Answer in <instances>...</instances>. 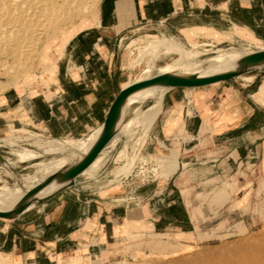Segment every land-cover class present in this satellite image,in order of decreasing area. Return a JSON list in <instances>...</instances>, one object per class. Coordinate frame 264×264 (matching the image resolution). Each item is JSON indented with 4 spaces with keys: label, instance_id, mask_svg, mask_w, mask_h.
Instances as JSON below:
<instances>
[{
    "label": "crops",
    "instance_id": "crops-1",
    "mask_svg": "<svg viewBox=\"0 0 264 264\" xmlns=\"http://www.w3.org/2000/svg\"><path fill=\"white\" fill-rule=\"evenodd\" d=\"M244 34L264 42V0H101L59 52L43 46L41 61L51 72L2 96L0 136L22 129L78 141L99 128L116 96L129 87L123 71L130 62L121 52L139 38H172L191 48L246 39ZM249 77V84L235 85L233 78L164 92L154 120L134 122L137 136L129 140L122 132L101 155L104 163H117L121 151L130 153L140 142L136 155L149 164L176 153V176H147L139 190L133 172L119 174L123 163L91 174L85 169L43 203L0 217V264L66 263L85 245L89 252L106 248L119 237L121 224L135 223L140 213L153 230L181 229L184 216L170 192L185 165L189 172L208 171L210 178L264 152L263 81ZM149 98L146 108L155 102ZM96 165L94 160L88 167ZM159 187L167 192L162 198L156 197Z\"/></svg>",
    "mask_w": 264,
    "mask_h": 264
},
{
    "label": "rangeland",
    "instance_id": "rangeland-1",
    "mask_svg": "<svg viewBox=\"0 0 264 264\" xmlns=\"http://www.w3.org/2000/svg\"><path fill=\"white\" fill-rule=\"evenodd\" d=\"M98 4L99 0L95 3L92 0H86V8L88 10L85 11L86 13L84 12L85 14L83 13L81 15L80 12H75L73 10L74 12H69L71 16L67 12L66 14L60 15L62 16L61 19L59 16L60 20L55 19V24L54 21L51 22L50 24L52 27L54 25L53 28L50 24L45 25V32L43 31V28L40 29V33L35 39L34 43L37 47L32 44L34 47L31 46V49L29 48L30 50L24 48L23 44L21 45V33H11L12 35L9 36L10 33L8 32L10 29V23H8L5 18V23L3 24L4 17L0 16V102H2V96L11 88L21 90L23 85L35 82L36 80L41 79L44 73L51 72V67L41 61V54L43 46L45 45L44 43L50 39L53 41V44H50L52 50H54L53 52H59L62 44H64L77 30L81 29L83 25L86 24L88 18L95 15L96 11H98ZM67 16H70V18ZM6 22L8 24H6ZM150 38L151 37L139 38L135 42L129 43L130 45L128 48H123L121 54H123L130 62L129 65L127 64L124 66L125 69L123 71L127 75L128 81H135L142 77L148 63H153L156 68H162L166 64L172 63L177 58V54L175 53H161L158 54V58L150 53L151 55H147L142 61H139V64L135 63L132 66L131 62L134 59L137 60L135 57L137 52L136 48L143 45ZM36 40L37 43L39 42L38 45L36 44ZM9 41L11 42L9 43ZM12 41L15 42L12 43ZM18 42L20 43L19 45ZM201 44L203 45H196L187 48L199 52L200 55L198 54L196 61L200 64V69L211 65L213 60L219 56V53L215 52L217 49L227 50L231 47H241L247 51H256L258 46H264V42L262 41H250L248 39H238L222 45H215L216 43L213 42H205ZM17 48L21 49L22 54L18 53L19 51H17ZM1 50L3 52H1ZM34 50L37 52L34 53ZM23 51H25V53ZM27 52H29V57L28 55H25ZM30 52H33L34 54H31ZM3 53L5 54L3 55ZM17 55H21V59H18ZM30 56L33 58L30 59ZM15 58L16 60L18 59L21 64H19ZM12 59L15 60V63ZM16 62L21 67L23 66V68H21ZM11 63L14 66H12ZM17 65L19 67H17ZM27 66L31 67L27 68ZM7 70H11V72H8ZM252 75H257L258 78H260V76L262 77L263 84L261 85V88L264 89V66L252 70L243 76L236 77L234 79V84H249L251 79L247 77ZM260 96H263L264 98V91ZM152 100L153 99L151 98L147 99L143 106L145 107L149 105ZM128 113H130V111ZM99 128L95 129L87 136L76 140L79 142L87 140ZM136 132L137 130L133 129L129 131V133H126L125 136L130 140L137 136ZM36 140H50L54 143L62 141V139L56 140L24 130L21 131V129H12L9 134H3L0 136V154L5 160L12 163L10 166L12 171L8 168H4L0 164V187L2 185H8L11 194L18 192L22 194V191L27 190L22 187V178L36 174V162L49 160V158L51 159L61 155L60 153H48L36 158H30L24 161L20 160L19 162L14 154L17 153V149L23 147L32 150L35 153H41V149L34 144ZM63 140L66 141L71 139ZM139 143L140 142H138L137 145H132L131 152H125V157H118L116 162L119 163V166L131 159L130 157L134 159L129 162V165L124 167L125 169L122 171L120 170V175H126L129 172H133L136 181L135 187L139 190H141V183L145 182L144 178H147V176L155 178L157 181L165 180V178H169L171 175L176 176L174 174L178 169L176 153H171V155H169L171 157L170 159L177 165V167H175V163H172L174 164L173 166L171 164L173 168L175 167V170L173 168L171 169L172 171L170 168L169 170L167 168L165 170V168L161 167V170L160 168L156 169L154 167L157 157L154 158L150 164L143 158L138 159L139 156L135 153L140 147ZM112 147H114V145ZM134 147L136 149L132 154ZM116 152L117 149L112 150V154H115ZM65 156L68 162L72 158V154L69 151L65 153ZM95 160H97L96 167L85 171L87 174L113 168L117 164L104 163L103 155H101V153L95 158ZM107 164L109 165L107 166ZM238 164L239 163L237 162L236 169L232 168L231 170L230 168V170H224L222 171L224 173L223 175H214L210 178L206 177V175L211 174L208 171L191 170V172H189L185 170L187 166H184L181 175L174 179L177 186L172 187V191L170 192V199L175 202L178 201L177 209L182 213V216H184L183 222L181 223V229L175 227L167 230H153L147 221L143 220L142 213H140L137 217L139 219L138 221L136 220L135 223L126 225V223L123 222L121 224L119 227V237L115 236L114 241L110 242L106 248L98 249L95 247L89 252L88 247L85 245L83 248L75 252V256L70 257L68 259L69 261L63 264H176L178 262L183 263V261H185L184 263L188 261L187 264H191L205 258L207 255L211 256V254H216V252L221 253L224 250H226L224 252H228L235 249L236 246V248H239L241 247L240 245L243 246L246 242V244H248L249 241L251 243L252 241L253 243L264 242V152L260 157H255L244 165ZM36 187L28 188V191ZM161 188L162 187H159L156 190L157 198H162L163 195H166L167 193ZM11 210L14 209L0 207V211ZM254 238H259L261 240H255ZM243 241L245 242L243 243ZM230 244L233 245L231 246ZM218 248L220 250H218ZM222 249L223 251H221ZM84 253H86V255H82ZM196 264L204 263L200 261L196 262Z\"/></svg>",
    "mask_w": 264,
    "mask_h": 264
},
{
    "label": "bare ground",
    "instance_id": "bare-ground-1",
    "mask_svg": "<svg viewBox=\"0 0 264 264\" xmlns=\"http://www.w3.org/2000/svg\"><path fill=\"white\" fill-rule=\"evenodd\" d=\"M92 1H94V3L98 2V0H92ZM99 2H100V0H99ZM94 9H96V8H94ZM73 10L75 12H77V11L80 12L82 15L85 11L88 10L86 8V0H61V1H59V0H0V16L4 17L3 18L4 22H2V23L3 24L5 23V18L7 19L6 21L8 23H10L9 24L10 29L8 32V33H10L9 36L12 35L11 33H13V34L21 33L22 34L21 45L23 44V47L26 49H29V48L31 49V46L34 47V45H35L34 42H35L37 35H39V33H40V29L43 28V31H44L45 25L50 24L55 19L60 20L62 18V16H60V15L66 14L67 12L71 13V11L74 12ZM97 10H98V8H97ZM99 13H101V12H99ZM78 15H79V13H78ZM59 16H60V19H59ZM70 16H71V14H70ZM70 16H67V17L70 18ZM63 17H65V16H63ZM63 19H65V18H63ZM7 22H6V24H8ZM55 22L56 21H54V24H55ZM60 23H61V21H60ZM48 26H46V27H48ZM50 26L52 27L51 24H50ZM50 26H49V28H50ZM53 27H54V25H53ZM0 32H1V30H0ZM5 36H6V34H5ZM244 36L246 37V39H248L250 41H258L257 39H255L250 34H244ZM14 38H16V37H14ZM37 40H36V44L38 45L39 42L37 43ZM39 40H40V38H39ZM3 42H4V40H3ZM10 42L11 41H9V43ZM14 42L12 41V43H14ZM4 44H6V43H4ZM11 44H8V45H11ZM19 44L20 43L18 42V45ZM32 44H34V45H32ZM44 44H53V41L48 39ZM39 46H41V45H39ZM36 47H35V49H36ZM136 49H137V52H136L135 57L137 60L134 59V64L135 63L139 64V61H142L150 53L152 55L154 54L156 57L158 56V54H161V53L162 54L163 53H175V54H177V58L172 63H168L162 68H156L153 65V63H148L145 70H144V74L142 77H140L139 79H137L135 81H127L129 86H131L135 83L141 82L143 80L152 78L154 76L162 75V74H177V75H194L195 74V75H198L199 77H207V76H212L215 74H219V73H223V72H227V71H231V70H236L239 68L240 61L243 57H245L249 54H252L256 51L264 50V46H258L256 51H247L246 49L241 48V47H231L227 50L217 49L215 52L219 53V56L213 60V63L211 65L206 66L203 69H200V64L197 63V61H196V57L198 56L199 52L185 48L179 42H177L176 40H174L172 38H159L157 36H153L150 39H148L143 45L138 46ZM17 51H19L18 52L19 54L21 53L20 48ZM1 52H3V51L1 50ZM23 52L25 53V51H23ZM35 52H37V51L34 50V53ZM5 53H3V55ZM28 53L29 52H27L25 55H28ZM34 53L32 52L31 54H34ZM20 56L21 55H17V58L21 59ZM28 57H29V55H28ZM41 57H42V54H41ZM27 58H26V60H27ZM32 58L30 56V59H32ZM18 59L16 60V58H15V60L18 61V63H19ZM24 59H25V57H24ZM12 60H14V59H12ZM15 60H14V63H15ZM22 62H24V61H22ZM19 64H21V62ZM18 65H17V67L20 66V65L19 66ZM12 66H14V65L12 64ZM32 66H33V64H32ZM30 67L27 66V68H30ZM21 68H23V66ZM27 68L25 67V69H27ZM3 70H4V68H3ZM7 71L11 72V70H7ZM27 71H28V69H27ZM12 76H13V74H12ZM247 78L251 79V77H247ZM169 89H170V87L150 86V87L141 89V90L136 91L133 94H131L121 109V117L118 121V125H120L121 120L124 118V116L129 111L132 112V116L122 125L121 128H119L118 133L113 137V139L110 141V143L114 139L116 140V137L119 136L120 134H122V132L123 133L124 132L129 133V131H131V126L133 125L134 122L135 123L139 122L141 124L151 123L157 114V111L159 109V105L161 104V101H162L163 93ZM151 96L155 98L154 104L148 108L145 107L146 109L142 108L143 102H146L145 100ZM21 131H23V130L21 129ZM24 131H26V130H24ZM101 131H102V128H100L99 131H97L90 138H88L87 140H85L83 142H78L75 140H66V141L62 140L59 143H54L50 140H46V141L36 140L34 144L37 145L38 148L41 149V153H39V152L35 153L34 151L29 150L27 148H23V147L20 149H17V153H14V154L16 155L15 158H17V160L19 162H20V160L24 161V160H27L30 158H36L39 156H43L44 154H48V153H60L61 155L59 157L56 156V157L51 158V159L49 158V160H41V161L36 162L35 163V166L37 167L36 174L29 175L27 177L22 178V182H23L22 187L27 189L26 191L25 190L22 191V194L19 192L11 194L10 193V187L8 185H4V186L2 185L0 187V207L1 208H13V209H15L19 205V203L23 200L25 193L28 192V188H33V187H36L38 185L43 184L49 178L51 179L52 177L56 176L59 172L63 171L64 168H66L70 164L71 161H73V160L78 161L85 154H87V152L91 149V147L98 140V138L101 134ZM29 137H30V135H29ZM23 138H25V137H23ZM68 151L71 152V154H72V158L69 162L65 156V153ZM125 155H126L125 150H123L120 152L119 157L123 158V157H125ZM130 158L131 159H129L128 161L123 163V166H121V169H120L121 171L123 169H125L124 167L129 165L130 161L134 160L132 157H130ZM134 158L136 159L135 156H134ZM171 161L172 160L169 158H167V159L156 158V164H155L154 168L158 169L161 167V168H165V170H166V168L168 170L170 168V170H171L173 168L172 166L174 165L172 163H175V162H173V161L171 162ZM5 162H6V165L8 167H10L12 164L8 160H5ZM171 164H172V166H171ZM175 167H177L176 163H175ZM91 168L92 167H87L85 171H87ZM161 168H160V170H161ZM120 170H119V172H120ZM174 170H173V172H174ZM162 171H163V169H162ZM170 173H172V172H170ZM169 175H171V174H169ZM117 177H118V175H117ZM65 184L66 183H65V181L62 180L61 175L54 178L48 185H46L44 188L40 189L35 195H33L32 197H30L28 199V201H30L28 208L31 207L37 200L43 199V198L53 194L54 192H56L58 189H60ZM259 238H261V237H259ZM259 238H256V239L258 240ZM249 240H251V239H249ZM259 240H261V239H259ZM244 242L245 241H243V243ZM249 242H248V244H246L247 243L246 242L245 245H243V246L240 245L241 247H239V248H236L237 247L236 246L235 249H232L230 251L227 250L228 252H224L226 250L223 251V249H222L221 251H223V252L219 253V252H216L217 251L216 250L215 252H216V254L219 253L218 255H216L215 253L213 254L214 256L212 254H211V256L207 255L205 258H202L201 260L197 259L198 261H196V262L201 261L204 264H264V242H257V243L256 242L253 243V241H252V243L251 242L249 243ZM239 244H237V245H239ZM230 245L232 246L233 244H230ZM227 247H229V246H227ZM218 250H220V249L218 248ZM184 262L185 261H183V263L178 262L176 264H187L188 261L186 263H184ZM196 262H193L191 264H196Z\"/></svg>",
    "mask_w": 264,
    "mask_h": 264
},
{
    "label": "water",
    "instance_id": "water-1",
    "mask_svg": "<svg viewBox=\"0 0 264 264\" xmlns=\"http://www.w3.org/2000/svg\"><path fill=\"white\" fill-rule=\"evenodd\" d=\"M264 66V50L256 51L252 54H249L243 57L240 61V66L236 70H231L219 74H215L207 77H199L198 75H177V74H162L157 75L152 78L143 80L141 82L135 83L125 89H122L119 94L116 96L114 101L112 102L107 116L103 122L102 131L95 142V144L91 147V149L78 161H71L70 164L64 168L63 171L59 172L56 176L49 178L42 185L28 191L23 200L19 203V205L11 211H0L1 218H12L23 211L25 209L32 208L38 204L43 203L51 196L60 192L61 190L72 185L75 178L80 175L101 153V151L108 145V143L113 139V137L118 133L119 128L132 116V112L126 114L124 118L121 120L120 125H118V121L121 117V109L123 105L126 103L128 97L136 91L141 89L150 87V86H163L170 88H195L201 86H207L210 84L231 80L236 77L243 76L249 73L252 70ZM0 164L4 168L10 167L6 165L4 158L0 155ZM12 171V170H11ZM61 175L63 181H65V185H63L60 189H58L53 194L37 200L31 207L28 208L30 201L28 199L35 195L40 189L48 185L54 178Z\"/></svg>",
    "mask_w": 264,
    "mask_h": 264
}]
</instances>
